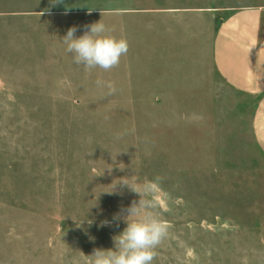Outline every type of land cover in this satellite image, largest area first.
Masks as SVG:
<instances>
[{
    "label": "rangeland",
    "instance_id": "rangeland-1",
    "mask_svg": "<svg viewBox=\"0 0 264 264\" xmlns=\"http://www.w3.org/2000/svg\"><path fill=\"white\" fill-rule=\"evenodd\" d=\"M250 4L264 0H0V264H91L141 198L121 179L139 187L157 175L156 211L172 227L153 264H264L254 98L215 79L196 95L119 89L122 60L87 71L62 41L70 27L80 36L102 20L127 35L125 57L140 71L153 26L125 9L199 6L218 22Z\"/></svg>",
    "mask_w": 264,
    "mask_h": 264
},
{
    "label": "crops",
    "instance_id": "crops-1",
    "mask_svg": "<svg viewBox=\"0 0 264 264\" xmlns=\"http://www.w3.org/2000/svg\"><path fill=\"white\" fill-rule=\"evenodd\" d=\"M225 11L216 22L213 9L199 6L125 9L130 22L153 26V41L149 69L134 70L130 58L121 59L119 89H183V95H196L220 80L254 98L252 137L264 154V5Z\"/></svg>",
    "mask_w": 264,
    "mask_h": 264
},
{
    "label": "clouds",
    "instance_id": "clouds-1",
    "mask_svg": "<svg viewBox=\"0 0 264 264\" xmlns=\"http://www.w3.org/2000/svg\"><path fill=\"white\" fill-rule=\"evenodd\" d=\"M62 0H55V3ZM77 28L70 27L62 38L66 51L73 57L74 63L83 65L85 70L99 68L107 72L118 66L121 57L126 56L129 41L126 36H117L102 22H94L84 33L76 36ZM98 86H106L109 93L116 91L115 85L102 80L96 81ZM162 176H155L137 186V181L129 182L122 178L121 182L140 194L137 203L133 201L127 210L126 227L115 236L114 245L109 249L97 248L93 251L91 264H153L157 256V248L168 236L172 225L156 211L163 207L164 198L159 195Z\"/></svg>",
    "mask_w": 264,
    "mask_h": 264
}]
</instances>
